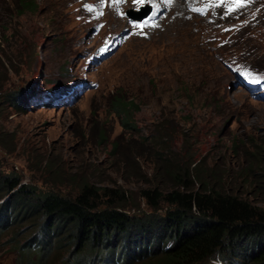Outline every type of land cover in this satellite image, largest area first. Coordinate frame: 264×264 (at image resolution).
<instances>
[{
	"label": "rangeland",
	"instance_id": "rangeland-1",
	"mask_svg": "<svg viewBox=\"0 0 264 264\" xmlns=\"http://www.w3.org/2000/svg\"><path fill=\"white\" fill-rule=\"evenodd\" d=\"M10 1L0 0V40L4 34L9 36L0 50L9 58L23 50L24 58L22 64L13 62L10 69L7 58L0 56V92L57 91L60 86L76 83H83V87L68 106L35 107L29 102L25 114L8 110L0 115L1 127L15 134V148L9 144V135L2 140L14 149L11 155L0 151V168L6 173L14 171L23 183L73 198L76 189L70 182L50 184L46 165L53 161L61 176H83L102 188L126 192L123 211L144 218L155 214L140 196L148 181L131 177L138 171L127 168L124 162L126 158L137 160L135 156L144 152L141 148L150 149L137 164L140 171L151 174L157 151L143 144L144 139L169 145L175 162V155H181L178 151L198 138L202 140L198 157L209 162L214 157L224 159L233 170H239L245 156L254 152L248 145L250 140L264 155V102L251 95L259 92L260 99L264 98V77L258 91V79L247 76L241 87L232 71L240 67L247 75L264 76V0H246L243 7L229 14L226 9L231 5L215 6L217 0H174L176 5L168 6V12L159 1L149 20L161 21L144 28H133L121 14L123 8L129 13L142 8L133 0H112L116 12L108 9L109 0H34L37 13L25 17L16 16ZM99 7L98 15L90 13ZM181 9L182 18L191 22L187 39L164 32L169 16L181 14ZM96 25H101L99 34L93 30ZM146 28L142 34H131V29ZM114 38L122 44L110 45ZM14 39L22 44L17 51ZM190 45L197 48L198 56ZM182 52L187 59L180 57ZM90 58L97 61L92 64ZM116 91L139 98L135 99L138 112L134 114L138 133L124 134L109 112ZM160 129L168 130L166 134L176 140L174 148L158 140ZM113 141L119 144L114 153L110 152ZM250 198L258 201L261 197L254 194ZM160 206L158 214L167 207L164 203ZM20 231L9 229L0 235V264H22L17 247L25 240ZM136 239L146 241L145 236L131 235V242ZM30 259L36 261L35 256L30 255ZM47 264H63L62 255H52Z\"/></svg>",
	"mask_w": 264,
	"mask_h": 264
},
{
	"label": "trees",
	"instance_id": "trees-1",
	"mask_svg": "<svg viewBox=\"0 0 264 264\" xmlns=\"http://www.w3.org/2000/svg\"><path fill=\"white\" fill-rule=\"evenodd\" d=\"M10 4L16 16L38 11L34 0H11ZM7 37H1L0 45ZM13 45L17 51L22 44L14 39ZM0 52L10 69L13 62L23 63V50L12 58L3 49ZM118 92L112 96L109 112L124 134L138 133L134 114L138 112L135 99L139 98ZM35 93L36 89H4L0 92V115L8 110L27 113L29 102L42 103L33 98ZM160 130L158 140L174 148L176 140L166 134L168 130ZM8 135L15 148V134L0 125V151L11 155L14 149L2 142ZM98 137L105 141L103 134ZM179 137L183 142L181 133ZM143 144L157 151L151 174L140 171L137 164L150 149L141 148L144 152L135 156L137 160L126 158L124 162L138 171L131 177L148 181L140 196L155 214L144 218L123 211L126 192L102 188L83 176H61L53 161L46 165L50 184L70 182L76 189L73 198L23 183L16 172L0 168V235L9 229L22 231L18 233L24 235L25 243L17 247L22 264H47L56 253L62 255L63 264H264V155L254 140L248 143L254 152L245 156L239 170L228 168L224 159L214 157L209 162L198 157L197 148L202 144L198 138L178 151L181 155H175V162L169 145H157L151 138ZM110 145L112 153L119 149L117 141ZM249 188L253 192L248 193ZM254 194L261 198L251 199ZM162 203L167 207L158 214ZM133 234L145 236L146 241L131 242Z\"/></svg>",
	"mask_w": 264,
	"mask_h": 264
},
{
	"label": "bare ground",
	"instance_id": "bare-ground-1",
	"mask_svg": "<svg viewBox=\"0 0 264 264\" xmlns=\"http://www.w3.org/2000/svg\"><path fill=\"white\" fill-rule=\"evenodd\" d=\"M81 1V0H80ZM151 3H153V8H155L154 6L158 5L159 4V1H161L163 4H165V7H166V11L168 12V6H170V9L176 5V2L174 0H150ZM81 2H84V1H81ZM91 2V1H90ZM98 2V1H97ZM81 5V4H80ZM167 5V6H166ZM83 6V5H82ZM107 7L110 11L112 12H116L117 8L115 7L114 3H112V0H109L107 2ZM79 9V8H78ZM93 9V8H92ZM100 7L95 11V12H90V13H93V15H98V11H99ZM165 11V8L163 9V12ZM181 14H179V12H175L174 14H172L171 16H169V25L165 27L164 29V32L167 33V34H173L175 35L177 38L180 37V36H183L185 37L186 39L188 38V36L186 35V32L188 30H190V20H185L183 19V10L181 9L180 10ZM174 15V16H173ZM99 16H102V15H99ZM114 16V15H113ZM173 16V17H172ZM86 19V18H85ZM155 23L151 24V26L153 27L154 24L155 26H157V24L161 21V18H158L157 21L156 19L153 20ZM113 22L118 24L120 23L119 20H116V19H113ZM127 23V21H126ZM147 27V26H146ZM134 28V27H133ZM147 28L146 29H143L142 31H137V30H132L131 29V34L132 35H137L138 33L142 34L144 32H146ZM189 48L191 49V51L193 50L195 52V54L198 56L199 53H198V50L195 46H192L190 45ZM180 57H182L183 59H187V55H186V52H182L180 54ZM185 57V58H184ZM196 59V58H195ZM190 62V60H188ZM194 61V59H193ZM181 62V61H180ZM181 64V63H180ZM224 78V77H223ZM223 81V80H222ZM220 81V82H222Z\"/></svg>",
	"mask_w": 264,
	"mask_h": 264
},
{
	"label": "snow or ice",
	"instance_id": "snow-or-ice-1",
	"mask_svg": "<svg viewBox=\"0 0 264 264\" xmlns=\"http://www.w3.org/2000/svg\"><path fill=\"white\" fill-rule=\"evenodd\" d=\"M133 2L136 4H143L144 0H133ZM222 3H229L231 5L226 9V14H229L235 11L236 8L243 7L244 4L246 3V0H217L215 6H220V4ZM225 30L228 31V29Z\"/></svg>",
	"mask_w": 264,
	"mask_h": 264
},
{
	"label": "water",
	"instance_id": "water-1",
	"mask_svg": "<svg viewBox=\"0 0 264 264\" xmlns=\"http://www.w3.org/2000/svg\"><path fill=\"white\" fill-rule=\"evenodd\" d=\"M148 13H149V12H146V13L140 15V16H135V14L130 13V14H129V18H131V19H133V20H138V21H140L142 18H145V17L148 15Z\"/></svg>",
	"mask_w": 264,
	"mask_h": 264
},
{
	"label": "clouds",
	"instance_id": "clouds-1",
	"mask_svg": "<svg viewBox=\"0 0 264 264\" xmlns=\"http://www.w3.org/2000/svg\"><path fill=\"white\" fill-rule=\"evenodd\" d=\"M249 74H251V75H253V76H258V77H259V76H262V75H259V74H252V73H249ZM217 262H218V261H217ZM217 262H214V263H217ZM214 263H213V264H214ZM219 263H220V262H219Z\"/></svg>",
	"mask_w": 264,
	"mask_h": 264
}]
</instances>
